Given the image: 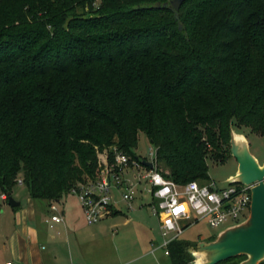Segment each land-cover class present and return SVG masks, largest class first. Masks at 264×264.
I'll use <instances>...</instances> for the list:
<instances>
[{
  "label": "trees",
  "instance_id": "obj_1",
  "mask_svg": "<svg viewBox=\"0 0 264 264\" xmlns=\"http://www.w3.org/2000/svg\"><path fill=\"white\" fill-rule=\"evenodd\" d=\"M169 1L0 0L1 193L22 177L58 203L96 179L103 149L138 158L140 133L162 174L208 184L235 129L264 137V0ZM194 249L177 239L168 257Z\"/></svg>",
  "mask_w": 264,
  "mask_h": 264
},
{
  "label": "built area",
  "instance_id": "obj_2",
  "mask_svg": "<svg viewBox=\"0 0 264 264\" xmlns=\"http://www.w3.org/2000/svg\"><path fill=\"white\" fill-rule=\"evenodd\" d=\"M101 153L96 179L79 183L70 192L78 198L85 220L90 226L99 224L110 216L119 201L127 209L133 210L142 184L146 187L141 192L144 198L152 196V200L158 201L157 205L151 201L143 206L150 207L153 214L159 217L164 237L162 248L166 249L167 256L170 244L180 239L186 228L199 221L204 220L212 228L218 229L226 224L238 225L250 215L252 189L257 183H229V187L224 189L214 182L202 184L191 181L179 185L158 170L156 148L151 151L153 161H141L124 153L117 146ZM144 162L152 163L153 168L145 166ZM20 183L22 184V180ZM0 198L8 201L5 193H1ZM49 209L53 213L58 211L57 203L51 204ZM61 222L63 217L59 214H53L50 218L52 224Z\"/></svg>",
  "mask_w": 264,
  "mask_h": 264
},
{
  "label": "rangeland",
  "instance_id": "obj_3",
  "mask_svg": "<svg viewBox=\"0 0 264 264\" xmlns=\"http://www.w3.org/2000/svg\"><path fill=\"white\" fill-rule=\"evenodd\" d=\"M171 1L173 0H170L167 4L170 5ZM233 133L236 139H246L251 154L257 158L261 166L264 165V137L252 133L248 128H242L240 130L235 129ZM153 149H155V147L150 143L147 136L140 133L138 147L133 150V154L141 161L145 159L153 161L151 156V151ZM230 151L231 156L225 163H219L213 159L208 160L211 182H214L221 189L229 187L230 180L234 179L239 173V162L233 156L232 142H230ZM101 152L104 154L106 149H103ZM157 166L159 171H163L159 162ZM164 173H166V171ZM18 181L11 195L16 201L22 202V207L18 208V210H22L28 207L30 195L27 187L20 183V179H18ZM145 188V185L142 184L138 189L139 193L134 205L135 210H129L125 205L126 210H123L124 216L119 217V219L114 222L118 228L113 227L108 231L99 230V225L97 224L92 226L88 225L83 219V211H81L80 202L72 193L66 194L63 199L57 203L58 211L54 213H48V204L46 201L35 200L40 206V225L47 228L46 226L49 225H45V221L50 219L55 213L60 214L59 209L71 208V210H73L76 215L74 219L77 221V228L79 234L82 236V243H84L82 244L84 245V251H82V253H77V255H73L72 260L71 256L67 257L64 264H114L116 260H120L122 262H119L120 264H172L170 257L165 254L166 249L164 247L162 248L164 237L161 232L159 217L153 214L150 207H141L142 203V205H144V203H151V201L156 205L158 204L157 200H152V196H145L144 198V194L141 192L145 191ZM0 216L2 219H5L6 222L15 225L16 217L14 209L1 200ZM127 219L131 220V224H125ZM230 227H232L231 224H226L221 228L215 229L206 221L202 220L186 228V231L179 240L190 243H198L201 242L202 239L210 240L217 238ZM59 229H49V232L50 234H55L57 238L65 237L64 232ZM58 231H60V235ZM43 246L44 248L48 247L46 244ZM153 250H155L154 254H152ZM141 256L142 258H140ZM190 258L192 264L197 263L198 257L192 252Z\"/></svg>",
  "mask_w": 264,
  "mask_h": 264
},
{
  "label": "crops",
  "instance_id": "obj_4",
  "mask_svg": "<svg viewBox=\"0 0 264 264\" xmlns=\"http://www.w3.org/2000/svg\"><path fill=\"white\" fill-rule=\"evenodd\" d=\"M19 179L22 180V177ZM0 200L3 201L1 198ZM3 202L8 204V201ZM20 203L21 206L18 208L22 207V202ZM47 204L48 213H51L49 209L50 204L48 202ZM142 204L141 207H143ZM39 207V204H37V202H35V200L29 196L27 208L22 210H18L17 208L14 210L16 217L15 225L6 222V220L2 219L0 216L1 264L9 262L17 264H64L67 257L71 256L72 260L73 255H77V253H82V251H84V245H82L84 243H82L81 239L82 236L79 234V230L77 228L78 224L76 219H74L76 218V215L74 214L73 210H71V208L59 209V215L63 217V222L59 224H52L50 223V219H47L45 221V225L49 226H46L47 228H45V226L40 225L41 217L39 214ZM123 210H126V206L124 203L119 201L115 205L112 214L97 224L99 225V230L109 231L113 227L118 228L114 222L119 219V217L124 216ZM82 215L83 219L85 220L83 212ZM125 224H131V220L127 219ZM59 227L65 234V237L63 238H57L55 234H50L49 232V229H59ZM58 234H61L60 231H58ZM217 238L210 240L202 239L201 242H196L193 244H196V246H198L200 243L207 244L215 241ZM44 244H46L48 247L44 248ZM154 252L155 250L152 251V254H154ZM140 258H142V256ZM119 262L122 263L120 260H116L114 264H118Z\"/></svg>",
  "mask_w": 264,
  "mask_h": 264
},
{
  "label": "water",
  "instance_id": "obj_5",
  "mask_svg": "<svg viewBox=\"0 0 264 264\" xmlns=\"http://www.w3.org/2000/svg\"><path fill=\"white\" fill-rule=\"evenodd\" d=\"M183 2L184 0H173L170 5L165 4V7H169L178 12ZM177 19H179L178 16ZM182 29L183 26L180 25V30ZM235 138V134L232 133V153L239 162V173L234 179L230 180V183L246 185L257 183L252 189L251 212L246 221L228 228L215 241L207 244L200 243L196 246V250L191 251L195 255L208 249L212 251L214 249L220 250V253L214 256L210 262L208 261V257L203 258L207 264H218L241 255L247 256V259L241 264H260L264 261V168H261L257 159L250 153L248 143L249 153L256 162L243 161L236 155ZM144 165L151 169L153 168L152 163L144 162ZM8 205L11 208H18L21 206V203L16 201L12 195H9Z\"/></svg>",
  "mask_w": 264,
  "mask_h": 264
},
{
  "label": "bare ground",
  "instance_id": "obj_6",
  "mask_svg": "<svg viewBox=\"0 0 264 264\" xmlns=\"http://www.w3.org/2000/svg\"><path fill=\"white\" fill-rule=\"evenodd\" d=\"M235 153L243 161L256 162L255 159L251 157L249 150H248L247 142L244 138L242 139L235 138ZM261 168H264V167L261 166ZM219 253H220V250H216V249H214L213 251L208 249L206 251L196 253L195 255L198 257L197 264H207L205 263L203 258L208 257L209 258L208 261L210 262L214 258V256H217Z\"/></svg>",
  "mask_w": 264,
  "mask_h": 264
}]
</instances>
